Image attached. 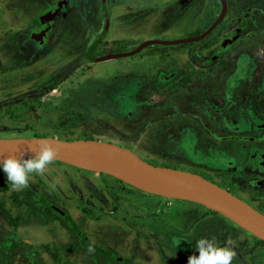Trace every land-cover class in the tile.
I'll return each mask as SVG.
<instances>
[{"label": "rangeland", "instance_id": "374dc122", "mask_svg": "<svg viewBox=\"0 0 264 264\" xmlns=\"http://www.w3.org/2000/svg\"><path fill=\"white\" fill-rule=\"evenodd\" d=\"M224 4L204 43L88 54L100 36L95 57L192 36ZM105 5L106 29L101 0H0V138L113 142L204 175L264 212V182L252 168L264 152V97L253 94L264 93V0ZM188 72L189 83L168 88ZM121 181L53 159L17 191L0 171V242L20 243L22 261L38 264H187L195 241L211 237L235 252L231 264H264V244L223 214Z\"/></svg>", "mask_w": 264, "mask_h": 264}, {"label": "water", "instance_id": "95a60500", "mask_svg": "<svg viewBox=\"0 0 264 264\" xmlns=\"http://www.w3.org/2000/svg\"><path fill=\"white\" fill-rule=\"evenodd\" d=\"M101 4L106 19V29L108 13L105 0H101ZM55 10L54 8L46 10L41 19H46L48 13ZM224 11L225 4L212 23L196 35L174 40L150 39L141 42L130 50L108 53L100 58L130 55L140 50L143 46L152 43L176 44L199 40L218 24L224 15ZM227 39L229 40L230 36ZM42 143L49 144L55 150V160L75 167L110 174L165 197L198 202L209 209L223 214L264 241V214L244 199L201 174L175 167L153 164L141 158L131 149L113 142L91 138L60 139L52 136H34L26 139L0 138V155L24 154L25 158L31 157L33 155L31 149Z\"/></svg>", "mask_w": 264, "mask_h": 264}, {"label": "clouds", "instance_id": "9594fccd", "mask_svg": "<svg viewBox=\"0 0 264 264\" xmlns=\"http://www.w3.org/2000/svg\"><path fill=\"white\" fill-rule=\"evenodd\" d=\"M33 155L25 158L21 155H0V171L14 190L28 186L30 174L41 173L45 166L55 157V150L47 143L39 144L31 149ZM197 254L189 255L187 264H231L235 255L232 248L219 246L214 238L200 237L194 244Z\"/></svg>", "mask_w": 264, "mask_h": 264}, {"label": "trees", "instance_id": "16d2710c", "mask_svg": "<svg viewBox=\"0 0 264 264\" xmlns=\"http://www.w3.org/2000/svg\"><path fill=\"white\" fill-rule=\"evenodd\" d=\"M220 23L214 27L206 36H204L203 38L199 39L198 42L200 43H204L216 30L217 28L219 27ZM204 29L203 28H200L198 27L197 29L193 30L191 32V35H196L200 32H202ZM99 40V37L97 39H95L90 47L88 48V54L90 55V57L93 59V60H97L99 59L100 57H95L93 54H92V50L94 48V46L97 44V41ZM124 42V41H122ZM125 44V43H123ZM122 45V44H121ZM128 46V45H127ZM135 46V45H134ZM133 47V46H132ZM130 48V47H129ZM128 48V49H129ZM194 76V73L192 72H188V73H185L184 75H182L177 81L173 82L171 85L168 86V88H177V87H181V86H184L185 84L189 83L190 80L193 78ZM35 136H45L43 134H36ZM58 161V160H56ZM60 162V161H59ZM155 164V163H153ZM164 165V164H163ZM165 166H170V165H166ZM170 167H175V166H170ZM100 174H105V173H102V172H99ZM113 181H118V182H122L121 179H118L112 175H109L107 174ZM108 186L110 192L112 193V195L115 197V198H119L121 195L120 193L115 189V187H112ZM111 207L113 209L116 208V205H115V202L114 201H111ZM209 211L211 212H214V213H219L217 212L216 210H212V209H208ZM256 240L262 244H264V241L261 240L260 238L258 237H255ZM21 249V244L20 243H14L12 241L10 242H0V264H38V262H40V260H38L37 263L35 262H31L26 259L24 261H22V254H20L18 252V250ZM51 264H56L55 262H52Z\"/></svg>", "mask_w": 264, "mask_h": 264}, {"label": "flooded vegetation", "instance_id": "af4514ba", "mask_svg": "<svg viewBox=\"0 0 264 264\" xmlns=\"http://www.w3.org/2000/svg\"><path fill=\"white\" fill-rule=\"evenodd\" d=\"M52 8H54V9H56V7H52ZM222 10V9H221ZM221 12V11H220ZM225 12V11H224ZM220 14V13H219ZM216 18V17H215ZM214 18V19H215ZM55 19V18H54ZM53 19V20H54ZM213 19V20H214ZM221 22V20L218 22V24ZM212 23V22H211ZM210 23V24H211ZM209 24V25H210ZM217 24V25H218ZM242 24H243V22H242ZM208 25V26H209ZM216 25V26H217ZM215 26V27H216ZM234 41V40H233ZM230 47V46H229ZM130 50V49H129ZM256 97H257V99L258 100H261V99H263V92L261 93V90H259V91H257V92H255V93H253ZM216 96H218V95H216ZM257 100V101H258ZM258 102H256L255 101V104H257ZM238 129V128H237ZM262 137H264V136H262ZM253 139V138H252ZM263 144H264V141H263ZM263 153L264 152H258V153H256V155H253L252 157H253V160H252V162H253V171H258V173L260 174V175H262V178H260L261 180H263L262 182H264V156H263ZM221 160H223V157L221 156V158H220ZM239 160V157L238 158H235L234 159V163H236L237 161ZM224 161V160H223ZM204 176V175H203ZM205 177V176H204ZM217 184H219V183H217ZM220 185V184H219ZM220 186H222V185H220ZM227 189V188H226ZM228 190H230V189H228ZM233 194H235V195H237L238 197H240V198H242V196L240 195V194H238V193H236V192H233L232 190H230ZM242 199H244V198H242ZM245 200V199H244ZM246 202H248L247 200H245ZM249 203V202H248ZM250 204V203H249ZM250 205H252V204H250ZM253 206V205H252ZM254 208H256L255 206H253ZM257 210H259L260 212H262L263 214H264V212L263 211H261L260 209H258V208H256ZM260 243V242H259ZM262 244V243H261Z\"/></svg>", "mask_w": 264, "mask_h": 264}, {"label": "bare ground", "instance_id": "6f19581e", "mask_svg": "<svg viewBox=\"0 0 264 264\" xmlns=\"http://www.w3.org/2000/svg\"><path fill=\"white\" fill-rule=\"evenodd\" d=\"M230 163V162H229ZM227 164V163H226Z\"/></svg>", "mask_w": 264, "mask_h": 264}]
</instances>
